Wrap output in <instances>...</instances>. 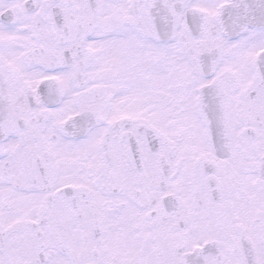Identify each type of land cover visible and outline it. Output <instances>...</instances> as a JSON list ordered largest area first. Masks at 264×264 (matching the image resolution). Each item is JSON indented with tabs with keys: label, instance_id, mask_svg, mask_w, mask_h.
Returning <instances> with one entry per match:
<instances>
[{
	"label": "snow or ice",
	"instance_id": "1",
	"mask_svg": "<svg viewBox=\"0 0 264 264\" xmlns=\"http://www.w3.org/2000/svg\"><path fill=\"white\" fill-rule=\"evenodd\" d=\"M0 264H264V0H0Z\"/></svg>",
	"mask_w": 264,
	"mask_h": 264
}]
</instances>
